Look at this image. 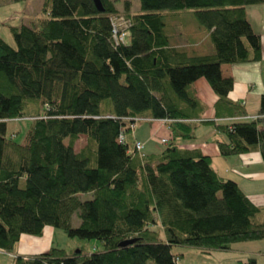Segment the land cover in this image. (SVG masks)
I'll return each mask as SVG.
<instances>
[{"label":"trees","instance_id":"1","mask_svg":"<svg viewBox=\"0 0 264 264\" xmlns=\"http://www.w3.org/2000/svg\"><path fill=\"white\" fill-rule=\"evenodd\" d=\"M100 1L102 12L92 0H42L41 18L10 27L15 47L0 37V252L13 254L22 236L47 227L96 240L101 251L52 247L13 264H178L174 248L209 254L264 240V207L218 176L208 156L174 143L211 124L226 136L222 157L258 151L264 161V94L255 119L234 121L246 111L228 99L234 82L221 74L222 65L261 60L246 8L264 0H138L137 14L130 1L123 11L117 0ZM185 10L208 32L213 54L173 45L165 13ZM119 15L131 26L116 44L111 17ZM200 79L216 96L217 117L230 121L201 116L188 93ZM22 119L31 123L16 143L7 122ZM147 120L168 126L160 153L137 152L138 141L130 150L128 134ZM125 241L133 243L120 247Z\"/></svg>","mask_w":264,"mask_h":264},{"label":"crops","instance_id":"2","mask_svg":"<svg viewBox=\"0 0 264 264\" xmlns=\"http://www.w3.org/2000/svg\"><path fill=\"white\" fill-rule=\"evenodd\" d=\"M246 14L253 31L261 37L262 58L256 62L221 66L223 78H231L234 82L233 88L228 94V99L240 104L246 111L245 119L237 118L234 121L255 119L258 115L260 97L264 94V4L247 7ZM176 36L173 39V45L179 49H186L183 51H187L189 54L194 53L204 56L211 55L214 52L212 45L208 44L210 42L208 32L202 29H195L187 39H181V33L176 34ZM197 83L201 85V89L210 98L209 103L207 100L202 101L196 95L193 89L194 84L188 88V93L193 94L199 100V110L203 112V115L207 114L205 118L223 119L220 122L230 121L226 118L217 117L222 115H217L218 113L215 111L216 96L207 81L200 79ZM145 123L136 126L134 131L131 132L133 144L136 141L140 142L143 145L142 153L144 155L160 153L161 150L158 151L155 145L165 137L170 136L168 126L162 121L147 120ZM211 138H213V141L209 142ZM165 140L167 139L165 138ZM226 140V136L217 132L211 124H199L194 130L192 141L176 138L174 143L180 149H194L197 153L208 156L217 175L223 179L234 181L241 192L249 199H252V196L255 195H259L258 197L263 196L264 161L261 154L258 151H252L239 156L222 157L219 154L217 143ZM167 142L169 141L167 140ZM26 243L33 247L28 250L25 246L18 247L13 254L0 252V264H13L12 258L14 256L29 257L45 253L50 249V245L41 249L35 248L34 240H27ZM202 255H204L203 257L208 264H224L225 258L229 259V255H231L230 264H245L251 259L255 260L256 264H264V240L240 242L234 244L229 251H215Z\"/></svg>","mask_w":264,"mask_h":264},{"label":"rangeland","instance_id":"3","mask_svg":"<svg viewBox=\"0 0 264 264\" xmlns=\"http://www.w3.org/2000/svg\"><path fill=\"white\" fill-rule=\"evenodd\" d=\"M125 1H130L131 14L140 13L139 9V1L138 0H117L116 7L123 11V3ZM41 4L42 0H22L19 2H14L12 0L0 5V37L11 47H15L13 37L10 31V27L19 26L21 24L28 25L31 19L41 18ZM165 22L167 26L168 34L172 35L173 38H176V34L179 35L181 33V39H187L189 34L192 31L197 29L198 25L196 21L193 19L190 11H180V12H171L167 11L165 13ZM211 46V43L208 42ZM205 80V79H204ZM194 92L202 101L207 100L209 103L210 98L206 95V93L201 89V85L199 83H194L193 85ZM198 113V112H197ZM205 118L207 114H202ZM31 123L30 119H22V120H11L7 122V136L10 137L11 134L14 135L13 139L16 143H23L25 140V136L29 125ZM145 122L137 121L136 125H143ZM147 124V123H145ZM168 141H170L171 136L165 137ZM164 138V139H165ZM161 139V138H160ZM192 141V140H189ZM213 138L209 140L212 142ZM85 142L84 138L80 139V142H77L76 147H81ZM127 142L130 146V150L133 149V141L130 133L127 136ZM197 142V141H196ZM192 143V142H191ZM190 143V144H191ZM167 144L157 143L155 146L158 151L162 150L166 147ZM259 195L252 196L250 199L255 205L264 206V195L258 197ZM83 200L89 199L88 196H84ZM79 221L77 218V214H74L72 218V226L74 228L78 227ZM27 240H34L35 248H43L49 246V248H59L64 249L67 253H81L83 255H90L96 252L101 251V247L98 241L96 240H80L77 238H69L63 231L58 229H53L51 227H47L41 237H32V236H24L16 248H22L25 246L26 250L31 249L33 247L30 244H27ZM236 244V243H235ZM234 245V244H233ZM232 245V246H233ZM231 246V247H232ZM15 248V250H16ZM173 253L179 256L178 264H208L207 260L204 259V255L200 253L197 248L194 247H179L174 248ZM225 258L224 264L231 263V255ZM148 264H154L152 260L147 262Z\"/></svg>","mask_w":264,"mask_h":264},{"label":"built area","instance_id":"4","mask_svg":"<svg viewBox=\"0 0 264 264\" xmlns=\"http://www.w3.org/2000/svg\"><path fill=\"white\" fill-rule=\"evenodd\" d=\"M111 26L114 42L116 44L123 43L127 37L126 30L131 26V22L122 15L113 16L111 17ZM134 127L135 125L132 126V128ZM122 139L123 137H120V140ZM160 143L167 144V140L163 139ZM142 147V144L139 142L135 144V150L137 152H140L142 150Z\"/></svg>","mask_w":264,"mask_h":264},{"label":"water","instance_id":"5","mask_svg":"<svg viewBox=\"0 0 264 264\" xmlns=\"http://www.w3.org/2000/svg\"><path fill=\"white\" fill-rule=\"evenodd\" d=\"M92 1H93L94 5H95L96 9L98 11L102 12L103 11V8H102V5H101V1L100 0H92ZM132 243H133V241H125V242L120 243L119 246L120 247H125L127 245L132 244Z\"/></svg>","mask_w":264,"mask_h":264}]
</instances>
